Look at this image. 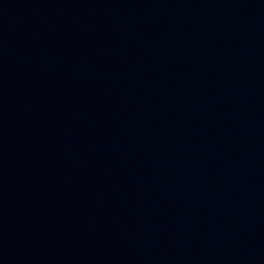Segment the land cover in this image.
Returning <instances> with one entry per match:
<instances>
[{"label": "water", "instance_id": "water-1", "mask_svg": "<svg viewBox=\"0 0 264 264\" xmlns=\"http://www.w3.org/2000/svg\"><path fill=\"white\" fill-rule=\"evenodd\" d=\"M0 264H264V0H0Z\"/></svg>", "mask_w": 264, "mask_h": 264}]
</instances>
